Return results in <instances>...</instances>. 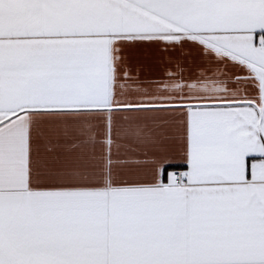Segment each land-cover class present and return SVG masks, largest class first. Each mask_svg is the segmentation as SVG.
I'll use <instances>...</instances> for the list:
<instances>
[{
  "label": "snow or ice",
  "instance_id": "1",
  "mask_svg": "<svg viewBox=\"0 0 264 264\" xmlns=\"http://www.w3.org/2000/svg\"><path fill=\"white\" fill-rule=\"evenodd\" d=\"M0 264H264V0H0Z\"/></svg>",
  "mask_w": 264,
  "mask_h": 264
},
{
  "label": "crops",
  "instance_id": "2",
  "mask_svg": "<svg viewBox=\"0 0 264 264\" xmlns=\"http://www.w3.org/2000/svg\"><path fill=\"white\" fill-rule=\"evenodd\" d=\"M130 67L142 80H150L161 72L160 52L155 48L138 47L125 53ZM171 171V169H169Z\"/></svg>",
  "mask_w": 264,
  "mask_h": 264
}]
</instances>
